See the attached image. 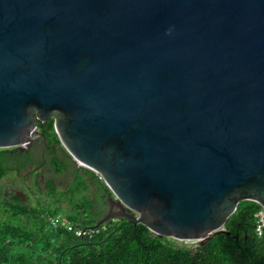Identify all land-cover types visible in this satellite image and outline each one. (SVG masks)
<instances>
[{"label":"water","instance_id":"95a60500","mask_svg":"<svg viewBox=\"0 0 264 264\" xmlns=\"http://www.w3.org/2000/svg\"><path fill=\"white\" fill-rule=\"evenodd\" d=\"M51 117L111 191L90 228L232 236L264 206V0H0V148Z\"/></svg>","mask_w":264,"mask_h":264},{"label":"trees","instance_id":"16d2710c","mask_svg":"<svg viewBox=\"0 0 264 264\" xmlns=\"http://www.w3.org/2000/svg\"><path fill=\"white\" fill-rule=\"evenodd\" d=\"M54 124V117L38 120L42 132L60 145ZM5 159V151L0 150V168ZM52 166L59 174L68 167L55 160ZM81 169L91 177L92 186L111 192L97 172ZM4 173L2 167L0 176ZM6 199H0V264H264V237L255 231L260 204L255 201L240 202L228 219L225 228L232 236L219 234L201 244L159 236L145 224L127 219H112L90 231L103 216L102 208H95L100 194L93 200L75 201L64 215L46 207L14 208ZM85 229L88 233L76 234Z\"/></svg>","mask_w":264,"mask_h":264},{"label":"flooded vegetation","instance_id":"af4514ba","mask_svg":"<svg viewBox=\"0 0 264 264\" xmlns=\"http://www.w3.org/2000/svg\"><path fill=\"white\" fill-rule=\"evenodd\" d=\"M40 131L41 134L36 136L29 145L23 148H0V150L6 153V159L2 161V167L5 169V173L0 176V199L7 198L6 201L10 204L12 203L14 208L30 205L37 206L38 208H45L44 196L41 197L44 193L37 196L35 198L36 204H33L32 196L35 197L34 194H28L21 189V182H24V180L25 182L35 180L39 184V187L44 190V187L41 186V180L45 181L47 174L51 176L49 180L60 182L62 178H67L73 174L77 175L82 171L81 168L74 163L75 160L65 150L62 144L58 145L53 142L50 137H47L41 129ZM13 156H15V158ZM54 160L59 164L68 165L67 169L63 173H57L52 166ZM2 167L0 168L1 170ZM9 170H14L17 175L13 177L8 176L6 178L5 175ZM17 179H21V181H17ZM86 179L90 183L92 182L89 175H86ZM94 188L93 198L98 194L101 195V202L97 201L95 203V208H102L101 214L104 215L107 210L112 208L109 201L110 193L107 190L100 192L98 187Z\"/></svg>","mask_w":264,"mask_h":264},{"label":"rangeland","instance_id":"374dc122","mask_svg":"<svg viewBox=\"0 0 264 264\" xmlns=\"http://www.w3.org/2000/svg\"><path fill=\"white\" fill-rule=\"evenodd\" d=\"M76 164L81 168L77 161ZM81 170L80 173L82 174L78 173V175H70L67 178H62L60 182L49 180L51 179V176L47 174L45 177L46 182L41 180V186L44 187V190L39 187V184L35 180H29L28 182H25L24 180V182H21V189L28 194H34L35 197L32 196L33 204H36L35 198L40 196L41 193H44V195L41 196H44L45 199L44 206L46 208L58 209L60 215H64L70 211L75 201L81 202L83 200L94 199V187L86 179L85 170ZM14 175H17V173L14 172V170H9L5 176L7 178L8 176L13 177ZM99 177L103 180L100 174ZM77 180H79L80 183ZM17 181H21V179H17Z\"/></svg>","mask_w":264,"mask_h":264},{"label":"built area","instance_id":"2783aa9c","mask_svg":"<svg viewBox=\"0 0 264 264\" xmlns=\"http://www.w3.org/2000/svg\"><path fill=\"white\" fill-rule=\"evenodd\" d=\"M255 217H256L255 231L259 237H264V206L260 205V209L256 212ZM113 220H117V218L113 219ZM54 222L55 223L58 222V219L55 220ZM66 224L70 230L73 229V226L70 223H66ZM98 229H92L91 228L90 231H96ZM88 231L86 229L85 230H78V231H76V234L77 235H83V234L88 233Z\"/></svg>","mask_w":264,"mask_h":264},{"label":"crops","instance_id":"0c3cea01","mask_svg":"<svg viewBox=\"0 0 264 264\" xmlns=\"http://www.w3.org/2000/svg\"><path fill=\"white\" fill-rule=\"evenodd\" d=\"M94 187V186H93ZM94 190H95V188H94Z\"/></svg>","mask_w":264,"mask_h":264}]
</instances>
